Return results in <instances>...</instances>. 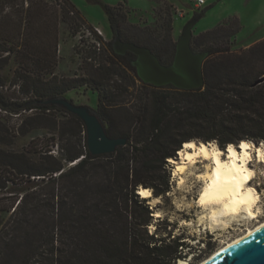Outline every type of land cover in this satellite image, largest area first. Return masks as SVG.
Segmentation results:
<instances>
[{
    "label": "trees",
    "instance_id": "1",
    "mask_svg": "<svg viewBox=\"0 0 264 264\" xmlns=\"http://www.w3.org/2000/svg\"><path fill=\"white\" fill-rule=\"evenodd\" d=\"M91 1L103 6L114 41L119 38L147 47L162 64L173 63L177 41L170 5L161 14L160 28H153L130 24L123 3L109 6L101 0ZM7 3L13 2L0 0L2 13ZM58 6L73 35L84 27H93L69 0H60ZM202 16L196 14L194 20ZM241 30L239 19L231 17L192 41L194 52L207 54L205 85L193 90L142 82L134 64L137 56L131 52L118 54L114 42L102 37L99 50L93 46L89 50L77 48L87 77H58L54 71L56 53L41 48L34 36L38 35L36 30L26 34L22 45L34 67L28 64L16 71L13 84L28 98L13 105L26 110L64 111L43 102L88 86L98 92L96 113L108 124V136L125 137L128 143L115 153L93 156L86 138L74 142L71 148L62 145L59 160L43 155L40 163L23 154L0 151V166H6L0 169V192L7 191L0 197V264H176L182 259L188 248L183 235L172 239L169 226H157L150 233L154 212L138 190L151 188L155 197L166 198L171 179L163 165L177 158L183 144L195 138L216 140L224 150L230 143L264 140V40L234 52L233 39ZM0 44L4 52H18L15 47ZM115 77L126 82L124 91L120 92L122 85L112 86ZM137 81L144 91L153 90L154 106L151 110L143 107L140 115L132 113L127 108L129 101L124 99ZM5 83L0 76V87ZM11 106L0 95V107ZM184 127L195 133L179 139L178 132ZM46 181L53 190L38 192V183ZM10 186L14 190L10 191Z\"/></svg>",
    "mask_w": 264,
    "mask_h": 264
},
{
    "label": "rangeland",
    "instance_id": "2",
    "mask_svg": "<svg viewBox=\"0 0 264 264\" xmlns=\"http://www.w3.org/2000/svg\"><path fill=\"white\" fill-rule=\"evenodd\" d=\"M69 1L88 24L99 27L103 31L104 41L114 42L108 16L101 4H96L91 0ZM101 1L109 6L123 3L129 11L130 24L153 28H160L163 22L161 14L166 11V5H170L174 21L173 36L176 41L181 37L189 22L194 23L193 41L201 33L216 28L231 17H237L242 26L240 33L233 39L232 51L239 52L248 49L264 40V0H208L207 4L202 7L197 6L198 0ZM12 2L14 4L12 7V4L7 3L5 7L7 9H4L3 13L0 11V36L8 39V41H4L0 38V43H3L7 48L15 47L18 51L17 53L4 52L0 48V76L6 82L4 87H0V95L7 104L12 105V109L6 108L7 110L0 107V151L23 154L33 163H40L43 155H52L53 158L59 160L62 145L71 148L74 142L86 140L84 123L65 109L56 112L26 110L25 107L18 109L13 103L22 102L28 96L19 91L18 86H14L13 79L17 70L24 69L30 64L25 56L26 48L22 43L26 41V34L33 33L35 30L38 35L34 36H36L35 39H39L41 48L46 53H56L54 71L58 77H87L84 61L77 50L79 43L73 35L70 25L62 19V13L58 6L60 0H12ZM40 5H43L44 8L42 9ZM201 13L203 16L196 22L195 15ZM29 22L33 23V26L29 25ZM30 66L34 67L32 63ZM45 76L46 78L51 77L50 75ZM111 84L112 86L122 85L120 92L127 88L126 82L120 77H115ZM128 89L129 92L126 93L124 99L129 101L127 108L132 113L140 115L143 107L148 110L152 109L154 103L151 91L153 90L144 91L140 81H137L135 87ZM108 90L117 93V90L112 87H109ZM63 97L76 105L88 106L95 113L98 112V92L91 87H79L69 91ZM104 123L108 129V124ZM193 133L195 132L191 128L184 127L179 130L178 136L179 139H184L194 135ZM193 140L204 142L202 138ZM247 141H251L255 146L264 144V140H260L259 143L252 139ZM212 143L220 147L218 141L213 140ZM203 164L205 165V163H199L195 171L204 172ZM252 164L256 165L257 163L253 162ZM163 166L167 174L170 175L171 191L166 198H158L150 188L153 197L151 201L145 199L146 204L150 205L154 214L159 213L160 216L152 215L154 220L149 226V231L153 233L157 226L161 229L169 226L167 229L172 231V239L175 236L183 235L188 248L184 250L182 259L187 260L189 264L200 263L228 242L243 235L247 229L264 220V175H260L252 182V185L256 186L261 194L260 218L252 220L248 217H240L230 220L227 224L214 226L208 219L209 209L198 204L204 181L187 173L184 175V182L180 183L179 176L174 175L175 165L167 160ZM5 168L6 166H0L1 170H5ZM259 168L264 167L260 164ZM38 184L36 190L40 193L53 190L47 181ZM9 188L10 191L14 190L12 186ZM6 193V190L0 192V197ZM3 216L5 219L9 217L5 213ZM210 248L212 250H209Z\"/></svg>",
    "mask_w": 264,
    "mask_h": 264
},
{
    "label": "bare ground",
    "instance_id": "3",
    "mask_svg": "<svg viewBox=\"0 0 264 264\" xmlns=\"http://www.w3.org/2000/svg\"><path fill=\"white\" fill-rule=\"evenodd\" d=\"M169 162L175 165V176H179L180 183L189 173L204 181V187L198 200L201 207L209 209L208 219L214 226L227 224L230 220L248 217L252 220L260 218L261 194L252 185L260 175H264V144L255 146L251 141L243 140L239 146L231 144L222 150L215 143L195 140L185 142L178 152L177 158ZM256 162V165L252 163ZM199 163L203 164L204 172H196ZM198 170V169H197ZM138 194L143 199L151 201L153 195L149 188L140 187ZM159 217V213L154 214ZM264 229V220L254 227L225 244L198 264H207L231 247ZM176 264H189L180 259Z\"/></svg>",
    "mask_w": 264,
    "mask_h": 264
},
{
    "label": "water",
    "instance_id": "4",
    "mask_svg": "<svg viewBox=\"0 0 264 264\" xmlns=\"http://www.w3.org/2000/svg\"><path fill=\"white\" fill-rule=\"evenodd\" d=\"M193 25V22H189L185 26L183 34L177 41V50L171 65L162 64L149 48L135 43H124L119 38L115 39L114 48L118 54L131 52L137 56L134 64L138 77L144 83L157 87L173 85L180 90L201 89L205 85L203 66L207 54L196 53L192 49ZM43 104L60 106L84 123L87 147L93 156L115 153L118 148L128 143L125 137L108 136L104 121L88 106L76 105L65 97L50 99ZM240 143L242 141L236 147ZM207 264H264V229L231 247Z\"/></svg>",
    "mask_w": 264,
    "mask_h": 264
},
{
    "label": "built area",
    "instance_id": "5",
    "mask_svg": "<svg viewBox=\"0 0 264 264\" xmlns=\"http://www.w3.org/2000/svg\"><path fill=\"white\" fill-rule=\"evenodd\" d=\"M208 0H198L197 6L202 7L207 4ZM104 33L99 27H84L82 30L75 36L77 38L79 47L81 50H88L91 46L94 48H97L98 50L101 47L100 37L103 38ZM89 61H92V59H89Z\"/></svg>",
    "mask_w": 264,
    "mask_h": 264
},
{
    "label": "clouds",
    "instance_id": "6",
    "mask_svg": "<svg viewBox=\"0 0 264 264\" xmlns=\"http://www.w3.org/2000/svg\"><path fill=\"white\" fill-rule=\"evenodd\" d=\"M228 146H230V145H228Z\"/></svg>",
    "mask_w": 264,
    "mask_h": 264
}]
</instances>
